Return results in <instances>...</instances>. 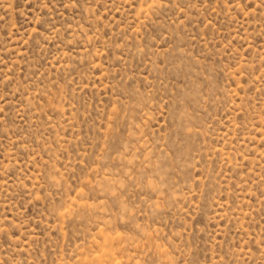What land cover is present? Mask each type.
I'll use <instances>...</instances> for the list:
<instances>
[{
	"label": "rangeland",
	"instance_id": "obj_1",
	"mask_svg": "<svg viewBox=\"0 0 264 264\" xmlns=\"http://www.w3.org/2000/svg\"><path fill=\"white\" fill-rule=\"evenodd\" d=\"M0 264H264V0H0Z\"/></svg>",
	"mask_w": 264,
	"mask_h": 264
}]
</instances>
